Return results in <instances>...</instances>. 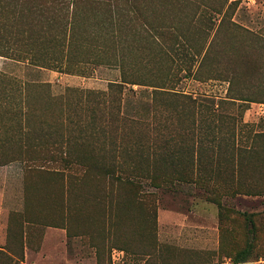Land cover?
<instances>
[{"label": "rangeland", "instance_id": "rangeland-1", "mask_svg": "<svg viewBox=\"0 0 264 264\" xmlns=\"http://www.w3.org/2000/svg\"><path fill=\"white\" fill-rule=\"evenodd\" d=\"M156 1L165 4L156 23H164L168 11L178 22L174 27L156 29L151 34L141 32V39L133 38L126 30L118 41L113 42L111 38L106 40V53L88 57L89 61L40 69L27 65L25 60L13 61L0 57V162L8 166L0 170L1 185L6 186L11 196L9 201L13 204L17 200L21 205L22 193L27 196L28 167L64 169L59 163L45 158L43 153L46 150L55 155L61 152L64 140L78 135L74 122H87L92 114L97 122L102 118L104 96L87 99L81 94L68 92V89L107 92L108 84L119 83L122 74H125L126 80L141 84L124 85V123L105 127V132L107 138L123 146L143 141L153 150L165 143L172 147L181 140L182 134H187L185 139L189 140V108L183 107L186 116L183 113L181 116L180 96L191 97L199 105L190 116L195 121L192 128L198 138L202 136L206 149L202 153V165H195L193 173L197 172V179H203L208 190L205 186L200 187L198 181H173L164 188L156 189L145 179L139 180L141 187L135 190L109 179H105L104 183L94 171L85 178L88 181L83 190L92 191V195L101 199L108 197L112 210H117L119 218L113 227V246L138 254L147 253L151 257L146 261L137 255L127 258L123 253L112 263V249L104 246L102 206L82 196V186L76 184L70 199V207H75L71 229L72 233L82 236L68 244V259L74 264H89L92 261V244L100 246L99 253L104 264H168L182 261L175 258L170 248L156 249L157 226L153 218L154 214L157 218L160 208L184 207L182 203L191 201L190 197L193 198V205L196 202L209 206L211 226L214 215L218 234L219 212H222L225 221H230L234 219L233 212L258 214L264 210L263 196H238L236 186L241 179V183L249 185L251 191L264 193V140L255 137L256 133L264 132V0H239L231 17V22L237 27L230 26L226 20L219 28L220 16L211 10V6H217V0H187L181 4L182 13L177 10V0ZM197 5L200 6L199 12L193 19ZM206 50L208 53L200 65ZM30 84L39 89L27 91ZM152 86L170 92L174 97L167 104L162 101L151 104ZM241 96L254 102L227 98ZM106 100L111 101L110 98ZM27 102L31 106L28 112L34 114L31 120H28ZM29 129L48 130L52 136L51 140L47 136L37 141L40 145L32 148L36 154L31 149L28 151L31 157L38 156L39 160L27 158V143L36 144V140L27 134ZM89 129L86 125L85 130ZM52 140L55 144H49ZM217 143L218 150L213 153L211 148H215ZM182 172L189 173L188 164L184 163L181 169L173 167V173ZM66 174L78 177L82 175V170L73 166ZM34 179L41 182V195L34 207L30 206L27 217L58 223L57 218L64 209L62 188L57 185L59 182L51 176H35ZM134 193L142 200L137 207L129 205ZM14 196H19V199ZM208 198L219 200L221 206L208 201ZM119 200L121 203L116 204ZM12 214L15 238L10 250L18 259L21 251V218L20 213ZM262 220L264 222V215ZM40 230L36 227L33 229L36 237ZM244 238L242 233V237L236 239L237 244L243 245ZM39 240L27 238V245L35 247L39 245ZM224 247L227 248L226 245ZM209 252L213 256L209 261H221L224 257L219 251V243L217 252ZM0 264L21 263L15 258L0 255Z\"/></svg>", "mask_w": 264, "mask_h": 264}, {"label": "trees", "instance_id": "trees-1", "mask_svg": "<svg viewBox=\"0 0 264 264\" xmlns=\"http://www.w3.org/2000/svg\"><path fill=\"white\" fill-rule=\"evenodd\" d=\"M185 2L187 0H177L175 4H178V12L182 13L181 4ZM216 3L217 6H211V10L214 14L220 16L217 28L226 20H228L230 26L237 27L231 22V17L237 9L239 0H217ZM164 5V3L156 0H0V57L13 61L25 60L27 65L40 69L60 68L63 64L70 65L73 62L83 63L96 55L105 54L107 51L106 40L111 38L113 42L118 41L122 34L126 33V30L133 38L141 39V32L151 34V31L156 29L174 27L175 23L178 22L168 14V11H166L167 18L165 22L156 23L158 15L163 11L162 9H165ZM169 5L173 6L174 4ZM199 7L196 6L193 19H196ZM147 39L145 38V40ZM207 53L206 50L202 55L200 65ZM121 77L119 83L110 82L108 84L107 92L67 90L70 93L81 94L87 99L104 96L101 106L102 118L97 122L94 114H92L91 120L89 119L87 122L83 123L80 120L74 122L78 127V135L73 136L72 139L66 138L62 151L60 150L61 152H57L58 154L55 155L50 150L44 151L43 156L49 158V161L59 163L64 168L63 170L28 167L27 174L30 177L27 178V196L24 195V204L25 208L27 205V211L30 206L34 207L35 201L41 195L42 185L38 179H34L35 176H51L59 182L57 185L62 188L64 209L70 207L72 203H70V199L76 189V184L82 186V191L88 181L85 178L94 171L97 172V178L104 180V183L105 179H109L120 183L121 186L124 184L135 190L141 187L140 179L148 180L151 186L156 189L164 188L173 181L179 183H196L198 181L200 187L204 188L205 186V189L208 190L207 185L203 182L204 180L197 179V172L196 174L193 173L195 165L197 167L202 165L201 157L206 148L202 136L198 138L195 129L192 128L195 121L191 119L190 114L199 105L191 97L180 96L181 116L182 113L185 115L183 107L189 108V140L185 139L187 134H182L181 140L172 147L165 143L166 145L153 150L151 146H145L143 141L123 146L114 142L113 139L107 138L105 127L124 123L125 117L122 113L124 85H141L133 80H126L125 74H122ZM230 85L231 79L229 80ZM39 87L42 88V86ZM32 89L39 88L36 85H27V91ZM150 95L151 104L158 101L167 104L170 98L174 97L170 92L155 87ZM108 98L111 101H107ZM227 98L254 102L246 96ZM30 107L27 102L28 120H31V115L34 116L33 113L30 115V112H28ZM69 122L72 121L69 120ZM86 125L90 128L89 131L85 130ZM27 126H29L28 123ZM27 134L31 135V139L36 140V144L27 143V158L33 161L39 160L38 156L31 157L28 151L31 149V152H35L32 148H34V145H40L37 141H41L47 136L51 140L52 136L48 130L42 129L39 131L29 129ZM255 135V137H261L264 140V133ZM52 141L49 144H55V141ZM218 146L219 143L215 144V148H211V151L213 150V153H216ZM262 152L264 154V147ZM184 163L189 165L188 174L184 172L180 174L173 173L174 166L181 169ZM3 165H6V163L0 162V166ZM73 166L82 170L81 176H68L66 174V171L71 170ZM124 176L126 178H123ZM239 181L240 183L237 182L236 185L239 195L264 196V193L251 191L249 185L241 183V179ZM246 181H248V178ZM92 193V191L83 190L81 195L90 197ZM137 195L136 193L132 195L129 200L130 204H141L142 200ZM208 201L216 203L218 207L221 206L220 201L217 199L208 198ZM115 203L120 204L121 201ZM233 213L234 219L230 221H227L229 220L227 219L226 222L222 212H219V251L221 255L229 258L234 264L264 261V222L262 220L264 210L258 214ZM235 216L237 217L235 218ZM19 217L21 218V226L25 219L27 221H41L37 218H26L24 212ZM153 221L156 224L155 214ZM45 223H47L46 225L52 224L50 222ZM22 233L21 229L19 260L23 258ZM242 233L245 237L243 245L237 244L236 239L241 238ZM160 247L170 248L166 245ZM8 249L11 251L10 247ZM0 255L12 259L3 252H0ZM194 261L197 262V260Z\"/></svg>", "mask_w": 264, "mask_h": 264}, {"label": "crops", "instance_id": "crops-1", "mask_svg": "<svg viewBox=\"0 0 264 264\" xmlns=\"http://www.w3.org/2000/svg\"><path fill=\"white\" fill-rule=\"evenodd\" d=\"M7 167L8 166L0 167V170L7 169ZM1 180L0 171V252L19 260L8 249L9 247L12 248V239L15 238L13 220H11V217L13 215L12 213L22 214L24 212V215L27 218V213H30L31 210L29 208L27 211V205L26 208L24 206L23 193L20 198L22 201L21 205L17 200L14 204L9 201L11 196L6 189V186L4 184L1 185ZM14 198L19 199V196H14ZM89 198L92 200V203H98L102 206L103 212L101 214V222H103L104 246L125 253L127 258L129 256L137 255L144 257L147 261V259L151 257L147 253L138 254L136 252L128 251L123 247L117 248L113 246L112 240L115 235L113 227L115 228L116 226L119 214L117 213V210H112V204L107 200L108 197L101 199L100 196L91 195ZM189 199L192 200L182 203L184 205L182 208L177 206L169 209H158L156 218V249L160 248V246L166 245L170 247V250L175 254V258L182 259V261L168 264H234L227 257H222L221 261H203L204 259L209 260L213 258L209 251L217 252L218 250L219 234L216 218L213 215L214 224L211 226L212 219L210 217L209 206H204V204H198L196 202L193 205V198L190 197ZM12 205L15 206L13 207ZM129 205L137 207V204L131 203ZM59 215L60 216L57 218L59 222L54 225H46L47 223L45 222L49 221L39 217L37 219L41 220L40 222L27 221L26 219L23 221L21 226L23 231V258L20 259L21 264H74L68 259V244L71 240L82 236L78 233H72L71 229V223L73 222L75 215V207H65ZM29 218H31V216ZM29 227L40 228L39 236L36 237L33 231L34 228L29 229ZM27 238H40L39 245L35 247L27 245ZM91 249L93 252L90 260L92 261L89 264H104L101 261L99 253L100 246L92 244ZM194 260H197V262ZM143 264L161 263L145 262ZM248 264H264V261L259 260Z\"/></svg>", "mask_w": 264, "mask_h": 264}, {"label": "built area", "instance_id": "built-area-1", "mask_svg": "<svg viewBox=\"0 0 264 264\" xmlns=\"http://www.w3.org/2000/svg\"><path fill=\"white\" fill-rule=\"evenodd\" d=\"M121 256H123V252L121 251H117V250H112L111 253V259H112V263L117 259H119Z\"/></svg>", "mask_w": 264, "mask_h": 264}]
</instances>
